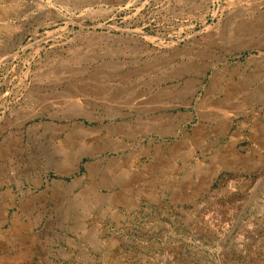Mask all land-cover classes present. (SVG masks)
<instances>
[{
	"label": "rangeland",
	"instance_id": "obj_1",
	"mask_svg": "<svg viewBox=\"0 0 264 264\" xmlns=\"http://www.w3.org/2000/svg\"><path fill=\"white\" fill-rule=\"evenodd\" d=\"M0 264H264V0H0Z\"/></svg>",
	"mask_w": 264,
	"mask_h": 264
},
{
	"label": "bare ground",
	"instance_id": "obj_2",
	"mask_svg": "<svg viewBox=\"0 0 264 264\" xmlns=\"http://www.w3.org/2000/svg\"><path fill=\"white\" fill-rule=\"evenodd\" d=\"M171 122V121H170ZM48 158V157H47ZM51 160V159H50ZM49 165H50V163H49Z\"/></svg>",
	"mask_w": 264,
	"mask_h": 264
}]
</instances>
